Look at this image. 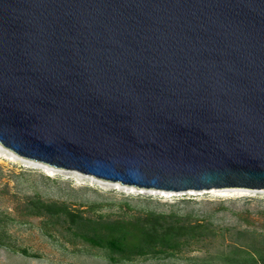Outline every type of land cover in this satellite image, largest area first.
Wrapping results in <instances>:
<instances>
[{"label": "water", "instance_id": "obj_1", "mask_svg": "<svg viewBox=\"0 0 264 264\" xmlns=\"http://www.w3.org/2000/svg\"><path fill=\"white\" fill-rule=\"evenodd\" d=\"M0 143L140 187L264 189V0H0Z\"/></svg>", "mask_w": 264, "mask_h": 264}, {"label": "rangeland", "instance_id": "obj_2", "mask_svg": "<svg viewBox=\"0 0 264 264\" xmlns=\"http://www.w3.org/2000/svg\"><path fill=\"white\" fill-rule=\"evenodd\" d=\"M39 200L91 218L173 215L202 225L201 234L181 238L172 252L124 260L75 235L65 215L33 213ZM0 240V264H254L264 248V189L140 187L28 158L0 143Z\"/></svg>", "mask_w": 264, "mask_h": 264}, {"label": "trees", "instance_id": "obj_3", "mask_svg": "<svg viewBox=\"0 0 264 264\" xmlns=\"http://www.w3.org/2000/svg\"><path fill=\"white\" fill-rule=\"evenodd\" d=\"M33 213L38 215L64 216L73 233L86 242L109 249L120 259L131 260L134 256L169 253L181 244L183 237L198 236L202 225L187 224L173 215L148 212L132 219L91 218L62 203L33 202ZM0 240V244H2ZM253 257L254 264H264V248ZM113 260H119L112 255Z\"/></svg>", "mask_w": 264, "mask_h": 264}]
</instances>
